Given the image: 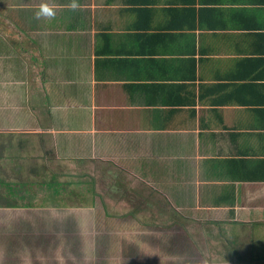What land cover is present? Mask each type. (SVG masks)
I'll return each mask as SVG.
<instances>
[{
  "label": "crops",
  "instance_id": "crops-1",
  "mask_svg": "<svg viewBox=\"0 0 264 264\" xmlns=\"http://www.w3.org/2000/svg\"><path fill=\"white\" fill-rule=\"evenodd\" d=\"M145 184L167 262L264 264V0H0V264Z\"/></svg>",
  "mask_w": 264,
  "mask_h": 264
},
{
  "label": "rangeland",
  "instance_id": "rangeland-1",
  "mask_svg": "<svg viewBox=\"0 0 264 264\" xmlns=\"http://www.w3.org/2000/svg\"><path fill=\"white\" fill-rule=\"evenodd\" d=\"M101 168H103V165H101ZM132 180L135 183L134 179ZM100 185L102 186V184ZM100 185L97 191L100 196L102 195L104 197L106 190ZM152 187L153 184H145L142 190L134 191L139 198L136 200V203H134L135 197L131 199L128 196L127 198L122 197L124 198L123 200L115 198L114 202L111 201L110 203V200H106L105 202L99 195L96 197L95 194L96 198L91 197L93 191L91 189L86 190L87 188H85L84 190L82 189V195L79 196V200L76 202L67 203L66 201H62L61 204V200L55 201L49 199L48 211L45 212L48 213L49 218L47 219H49V222L52 220L59 221L62 218L73 215L78 219V225L80 227H86L91 219H103L110 225L111 229L106 223L109 232L112 233V237L120 235V239H114L117 242L120 240L123 242L124 245L120 248L116 247L115 242L113 243L104 239H97L86 244L85 257L91 259L93 264H124L123 262L126 258L123 256L129 252L139 257L141 261L140 264H171L172 262H167L168 259L171 260V256L168 258L166 256V258H164V255H162L165 254L167 250L164 248L165 246L160 244L156 238L152 239V235H160V233H158V231L161 230L159 227L165 226V224H162L164 221H158L157 218L152 217L145 206L149 194L153 192V190H150ZM139 194H141V197ZM152 201L157 200L153 199ZM139 202H141V204H138ZM135 208L137 210V218L129 217L127 212L135 211ZM36 214V211L33 212L32 217H37ZM86 219L87 221H85ZM114 223L117 228L114 227ZM138 228L142 232V234H139L140 236L135 232ZM160 238L163 239L162 237ZM121 250L124 252L123 256L119 254ZM189 256H192V254H189ZM42 259L43 258L37 260L41 261ZM180 261L183 260L181 259ZM30 264L35 263L30 262ZM40 264L47 263L42 261Z\"/></svg>",
  "mask_w": 264,
  "mask_h": 264
},
{
  "label": "trees",
  "instance_id": "trees-1",
  "mask_svg": "<svg viewBox=\"0 0 264 264\" xmlns=\"http://www.w3.org/2000/svg\"><path fill=\"white\" fill-rule=\"evenodd\" d=\"M91 220H89V223L86 225V227H80V231L95 229L96 240L104 239L109 240L113 243L115 242L117 248H120L124 245L121 240L118 242L114 240L115 238L120 239V235L112 237V233L109 232V228L107 227V225L109 227L110 225L105 220ZM77 225L78 224L76 222L72 221L69 218H66L64 221L61 222L50 221L47 223L39 224L37 226V230H41L44 232L42 233V237H39V233L35 235L36 239H33L34 242L32 247L33 254L42 249L43 256H46L45 261L47 264H93V261L85 257L84 253H82V250L84 249V244L82 242H85L86 240L82 232L78 236L76 232ZM171 226L174 227L175 224L173 223ZM114 227L117 228L115 223ZM137 231L141 230L138 228ZM137 234L139 235L140 233ZM81 243L83 246L81 245ZM172 243L174 242L172 241ZM183 248L184 247L181 246V249ZM167 252L168 249L164 254V258H166V256H169ZM119 254L123 256L124 252L121 250L119 251ZM132 254L133 253L129 252L123 257H127L129 260L128 262H130V264H135L138 261L135 262V258L134 256H132Z\"/></svg>",
  "mask_w": 264,
  "mask_h": 264
},
{
  "label": "clouds",
  "instance_id": "clouds-1",
  "mask_svg": "<svg viewBox=\"0 0 264 264\" xmlns=\"http://www.w3.org/2000/svg\"><path fill=\"white\" fill-rule=\"evenodd\" d=\"M73 9H76L78 5L73 3L71 6ZM55 15L54 10L48 6L47 4H43L40 6L39 11L37 12V16H45V17H53Z\"/></svg>",
  "mask_w": 264,
  "mask_h": 264
},
{
  "label": "flooded vegetation",
  "instance_id": "flooded-vegetation-1",
  "mask_svg": "<svg viewBox=\"0 0 264 264\" xmlns=\"http://www.w3.org/2000/svg\"><path fill=\"white\" fill-rule=\"evenodd\" d=\"M132 256H134V258H135V262H136V261H138V262H139V257H137V255H135V254H132Z\"/></svg>",
  "mask_w": 264,
  "mask_h": 264
}]
</instances>
